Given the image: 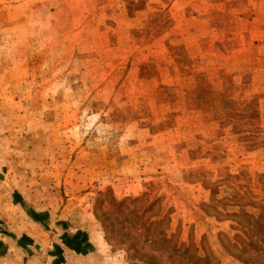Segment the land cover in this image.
Returning a JSON list of instances; mask_svg holds the SVG:
<instances>
[{
  "label": "rangeland",
  "instance_id": "1",
  "mask_svg": "<svg viewBox=\"0 0 264 264\" xmlns=\"http://www.w3.org/2000/svg\"><path fill=\"white\" fill-rule=\"evenodd\" d=\"M0 163L93 231L99 264H193L160 229L242 264L226 237L264 210V0H0Z\"/></svg>",
  "mask_w": 264,
  "mask_h": 264
},
{
  "label": "crops",
  "instance_id": "2",
  "mask_svg": "<svg viewBox=\"0 0 264 264\" xmlns=\"http://www.w3.org/2000/svg\"><path fill=\"white\" fill-rule=\"evenodd\" d=\"M18 170L0 163V264H99L93 231L41 204ZM122 191L112 185L116 198Z\"/></svg>",
  "mask_w": 264,
  "mask_h": 264
},
{
  "label": "trees",
  "instance_id": "3",
  "mask_svg": "<svg viewBox=\"0 0 264 264\" xmlns=\"http://www.w3.org/2000/svg\"><path fill=\"white\" fill-rule=\"evenodd\" d=\"M200 92H203V88H200ZM102 195L103 193H99ZM110 203L122 206L124 199L117 200L114 197L108 199ZM238 218L239 231L235 236L238 239V243L232 242L228 237L227 244L233 248H236V257L242 264H264V210H261L257 215L249 213L247 211L235 213ZM147 228L148 231L152 225H159V220H148ZM155 241L160 243L162 246H168L171 249L172 257H190L193 259V264L203 262V264H226L220 263L217 260L212 261L210 255H199L197 247L193 242H179L172 240L171 236H168L165 230L160 229L158 235L154 238ZM248 248L252 249L250 251ZM192 250V251H191ZM136 261L133 264H158L150 257V255L142 256L140 258H134Z\"/></svg>",
  "mask_w": 264,
  "mask_h": 264
}]
</instances>
